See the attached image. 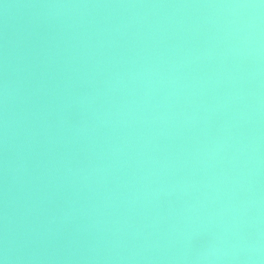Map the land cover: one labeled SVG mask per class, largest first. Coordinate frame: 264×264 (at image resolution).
I'll list each match as a JSON object with an SVG mask.
<instances>
[{"label":"water","instance_id":"obj_1","mask_svg":"<svg viewBox=\"0 0 264 264\" xmlns=\"http://www.w3.org/2000/svg\"><path fill=\"white\" fill-rule=\"evenodd\" d=\"M2 264H264V0H0Z\"/></svg>","mask_w":264,"mask_h":264},{"label":"snow or ice","instance_id":"obj_2","mask_svg":"<svg viewBox=\"0 0 264 264\" xmlns=\"http://www.w3.org/2000/svg\"><path fill=\"white\" fill-rule=\"evenodd\" d=\"M0 264H2V262H0Z\"/></svg>","mask_w":264,"mask_h":264}]
</instances>
